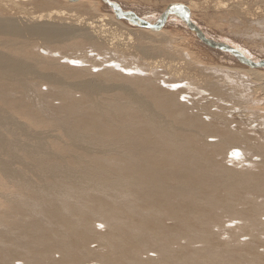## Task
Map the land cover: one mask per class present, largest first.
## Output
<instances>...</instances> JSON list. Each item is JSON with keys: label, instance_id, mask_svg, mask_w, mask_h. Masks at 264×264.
Masks as SVG:
<instances>
[{"label": "bare ground", "instance_id": "1", "mask_svg": "<svg viewBox=\"0 0 264 264\" xmlns=\"http://www.w3.org/2000/svg\"><path fill=\"white\" fill-rule=\"evenodd\" d=\"M156 1L262 61L195 19L254 32L264 0ZM110 4L0 0V264H264V67Z\"/></svg>", "mask_w": 264, "mask_h": 264}, {"label": "rangeland", "instance_id": "2", "mask_svg": "<svg viewBox=\"0 0 264 264\" xmlns=\"http://www.w3.org/2000/svg\"><path fill=\"white\" fill-rule=\"evenodd\" d=\"M120 4L124 6L125 8L129 9V11H135L142 16H147V17H152L154 21L158 19V16L153 17L155 13H158L161 8L163 3H159L156 0H119ZM152 1V2H151ZM156 1V2H154ZM166 2H169L168 0H165ZM172 1V0H171ZM155 4V5H154ZM162 5V6H161ZM30 10H32L31 6H27ZM35 9V8H34ZM32 11H36V10ZM28 10V11H29ZM31 12V11H30ZM205 30L209 35L216 39V40H226V41H231L232 43H235L238 47L243 48L247 53L250 54L255 59L259 60H264V35L261 33L260 35L257 34V28L262 30L264 33V26H256V31L252 32L249 31L247 33H244L243 31L249 27H246L245 25H241L240 22L232 23L229 20H222L221 24L218 25L217 27L211 26L207 24L203 19L197 18L195 19ZM168 30L173 34L176 35L177 37L183 38L182 43L187 44L188 50L194 51L197 53L199 56V59L203 62L204 65H212V66H217V65H222L224 64L226 69L231 70L232 67L236 68L239 65L237 62L234 61H229L227 58L224 57L219 52H213L212 50H204L201 47L197 45L198 39L194 36L191 37L187 33L186 30H183L180 28L178 25L171 26L169 25ZM251 32V34H250ZM197 41V43H196ZM199 44V43H198ZM200 45V44H199ZM193 54V53H192ZM105 57V56H104ZM108 58V57H105ZM106 60V59H105ZM131 59H126V63H129ZM99 62V61H98ZM219 67V66H217ZM223 70V69H221ZM225 71V70H224ZM43 90L45 87L42 88ZM233 111V110H232ZM231 111V112H232ZM237 111V110H234ZM233 111V112H234ZM239 111V110H238ZM232 112V113H233ZM234 117L235 114H233ZM222 239V238H220ZM224 239V238H223ZM248 238L245 237L243 238L244 240H247ZM181 244L184 243V241H180ZM202 245L197 244L195 247H201Z\"/></svg>", "mask_w": 264, "mask_h": 264}, {"label": "water", "instance_id": "3", "mask_svg": "<svg viewBox=\"0 0 264 264\" xmlns=\"http://www.w3.org/2000/svg\"><path fill=\"white\" fill-rule=\"evenodd\" d=\"M103 1L106 4H110V2H108L107 0H103ZM110 6L113 10H115V14L117 17L127 18L136 25H139L141 27H146V28H149L152 30L160 29L162 26L165 25V23L169 17L176 16L177 18L181 19L186 24V26L192 32H194V34L205 44L210 45V46H215L221 50L228 51L230 54L234 55L237 59H239L242 63L246 64L249 67H258V66L264 67V61H259L256 63L252 62V61L246 59L237 50H235V49H233V48H231L225 44L217 43V42H214L213 40L206 38L203 35V33L193 23L190 22L188 11L180 4L169 5L164 10V12L161 14V16L158 17V19L154 23L146 22L145 20L139 18L137 15H135L132 12L131 13L130 12H122L113 3H111Z\"/></svg>", "mask_w": 264, "mask_h": 264}, {"label": "snow or ice", "instance_id": "4", "mask_svg": "<svg viewBox=\"0 0 264 264\" xmlns=\"http://www.w3.org/2000/svg\"><path fill=\"white\" fill-rule=\"evenodd\" d=\"M234 155H236L237 157L239 156V153L237 152V153H234Z\"/></svg>", "mask_w": 264, "mask_h": 264}]
</instances>
